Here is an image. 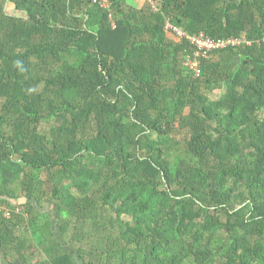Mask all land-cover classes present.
I'll return each mask as SVG.
<instances>
[{
    "label": "trees",
    "instance_id": "1",
    "mask_svg": "<svg viewBox=\"0 0 264 264\" xmlns=\"http://www.w3.org/2000/svg\"><path fill=\"white\" fill-rule=\"evenodd\" d=\"M10 1L25 16L7 14L0 0V33H6L0 106L14 119L12 132L0 120V203L16 195L8 186L24 173L28 204H40L47 181L33 170L52 171L48 184L61 233L76 216L99 218L110 229L100 248H111L116 264H197L195 258L206 264L212 257L220 264H264V240L253 242L259 228L264 235V43L214 51L211 57H223L217 63L201 61L198 86H226L227 93L219 101H193L198 112L183 151L171 139L159 143L148 135L176 121L183 102H168L163 82L174 79L180 55L193 49L187 40L168 43L166 24L214 41L243 33L262 41L264 0H158L155 14L110 0L114 24L110 12L90 0ZM71 51L80 62L63 61L62 53ZM50 59L60 68L42 69ZM41 84L49 89L36 97ZM124 98L133 106L128 120ZM168 108L163 123L151 120L150 112L167 115ZM54 120L60 124L57 134L52 125L55 139L37 132ZM240 183L248 196L235 195ZM245 204L253 219L241 213ZM208 213H220L227 223L216 231L208 221L198 224ZM14 222L0 218L5 228ZM52 224L38 228L42 246L54 240L45 250L50 264H76Z\"/></svg>",
    "mask_w": 264,
    "mask_h": 264
},
{
    "label": "rangeland",
    "instance_id": "2",
    "mask_svg": "<svg viewBox=\"0 0 264 264\" xmlns=\"http://www.w3.org/2000/svg\"><path fill=\"white\" fill-rule=\"evenodd\" d=\"M89 1V0H88ZM130 1V4L127 2L126 5L128 7H133L136 9H143L146 12L150 13H158L154 10L152 3L144 1V0H136ZM156 3L158 0H154ZM5 12L7 14H10L12 16H17L18 14H22L25 16L23 12H20L16 9H14L12 2L10 0H1ZM141 6V7H138ZM84 7V6H83ZM112 11V12H111ZM110 16H112V20H115L113 10L111 9ZM160 11V9H159ZM17 14V15H16ZM19 17V16H17ZM113 23V22H112ZM181 31L185 34H189L188 32L184 31L180 28ZM167 37V42L171 43L172 46H181V43L185 42L183 39H181L179 36L175 35L171 32H165ZM6 33L2 31L0 33V40H4ZM240 41V47H250L253 48L254 45H258L261 47L264 43V39L262 41H256L253 42L248 33H243L239 38ZM87 48V47H86ZM84 48V49H86ZM63 61L69 62L70 64L78 63L81 61V56L76 51H71L69 53H62ZM189 58H193L192 50L191 48H188L185 50L184 54L180 55V59H182V68L178 69L176 73L174 74V79L170 81H165L163 84H165L164 93L167 96V101L171 102L173 100H181L183 102V107H181L180 110H177V118L176 121L173 124H166L163 126L162 132L159 134L158 132L151 131L148 132V135H150V140L154 142L161 143L165 139H171L174 141V143L178 144V148H180L181 151L184 150L186 141L189 139V127L192 125V122H194L196 114L198 112V108H195V105L193 104V101L198 100L199 97H204L210 101H219L223 97H225L227 93V87L224 86L221 90H209L208 87L203 83L200 86L198 84L201 82V74L198 76V72L195 69V65H189L188 60ZM223 57L220 55H216L210 57L208 60H210L212 63H217L222 60ZM207 60V61H208ZM194 60H191L193 62ZM204 61V60H203ZM206 61V60H205ZM45 65H42V69L47 68H60V66H56L59 64H56L50 61H45ZM185 63H187L185 65ZM219 73V72H218ZM222 76V75H221ZM223 77V76H222ZM214 79V78H213ZM180 80H183L185 83V86L180 85ZM156 87L159 83H155ZM198 87V90L195 89ZM179 88V91L176 89ZM49 87H46L45 84H41L36 89V97L43 94ZM185 91V92H184ZM243 88H239L240 94L242 93ZM186 94V95H185ZM243 95V94H241ZM148 101V97L145 98V102ZM62 101H58V105L61 107ZM122 104H120L123 107V113L124 119L128 120L127 116L130 115L131 109L133 106L129 105L126 102V99H122ZM160 105H164L163 102H161ZM169 113L167 115L163 113L154 114L150 112L151 120L156 118H160L158 120L159 123H163L164 120H162L164 117H169L170 115V108L167 109ZM172 113V112H171ZM169 115V116H168ZM260 120L264 121V110L259 114ZM90 121V125L92 129L94 128V123L91 120L92 116L88 117ZM0 120L2 122H5L6 124V131L12 132V122L14 119L11 118V116L7 113V111L4 109V106H0ZM54 124V125H53ZM54 127H53V126ZM60 126V124L54 120V123L47 124L42 123L39 125L36 129L37 132L40 134H47L48 137L53 138L52 132L54 131L53 128H55V133L57 134V128ZM53 127V128H52ZM216 125H211V130L214 132ZM33 127H29L28 129H32ZM55 134V135H56ZM57 137V136H56ZM54 137L53 139H55ZM59 142V141H58ZM56 143V141L52 140V144ZM247 144V143H246ZM246 146V145H245ZM46 148H51V143L45 144ZM245 148V147H244ZM244 151H248L247 148L244 149ZM249 153V152H248ZM166 158V156H164ZM163 158V159H164ZM245 161L251 162V159H247V156L245 154L244 156ZM235 164H242L241 160L236 161L233 160ZM241 162V163H239ZM184 169H186L184 167ZM35 171V175H38L39 177L43 178L45 182L47 181V188L45 187V194L42 195L41 199L42 202L40 204L36 203V201H32L33 203L31 205L28 204L29 199L28 196V184L23 183L22 181L29 180L27 175L25 176L24 173L20 175V182L10 184L8 187L15 188L16 195L13 198H7V201L5 203H0V218H3L4 220H10L15 221L13 225H10L9 227L0 226V237L3 239V243L0 242V264H50V258L47 256L45 250L47 246H50L49 244H53V239L49 238V241L46 243V246L40 244L42 235L41 232H39L38 228H42L47 224V222H52V226L50 227L51 231L57 235L58 240L60 241L61 246L64 248L65 251H73L74 260L76 264H82L81 261L78 260L79 253L82 251L83 256V263L84 264H116V259H110V253L111 248H100L101 245L104 246L107 242H104V240L109 237L110 229L104 227V221L100 220L99 218H86V219H78V216L73 218L70 224L64 233H61V229H59L62 224L58 223L56 218V204L52 199V194L49 190V184L48 180L53 179L52 171L47 173H42L37 170ZM1 176V173H0ZM22 180V181H21ZM163 189V187L159 188ZM235 195H238L240 193H245L247 195L246 190L244 189L242 183H240L237 187V190H235ZM75 196H79L81 194H78V189L74 191ZM202 192V191H201ZM203 193V192H202ZM148 195L151 194V191L147 193ZM205 194H209L208 191H206ZM4 195V194H3ZM214 195V194H212ZM248 196V195H247ZM246 196V197H247ZM204 200V198H202ZM246 199V198H244ZM247 201V200H246ZM242 207V208H241ZM239 208H241V213L243 215H248L249 219H253L256 214H251L250 209L247 207V205H243ZM113 218L114 214L112 215ZM19 219L17 222L16 220ZM204 221H208L211 226L217 225L218 230V224L227 223V219H224L221 217L220 213L214 214V213H208L203 215L201 220H198V224H203ZM131 224L129 219H126L125 224ZM124 224V225H125ZM197 224V225H198ZM255 225H260L255 224ZM35 227V228H34ZM38 229V230H37ZM38 231L35 233V231ZM262 230L259 228L256 230L257 236H254L253 242H257L259 240H264V235H262ZM122 233H125V229H122ZM219 236L223 235L224 233L222 231H218ZM45 236V235H44ZM0 238V240H1ZM102 244H101V243ZM101 244V245H100ZM205 245V244H204ZM76 252V253H75ZM101 256V257H99ZM196 263L200 261V258H195ZM221 261L219 258L212 257L209 259V261L206 264H220Z\"/></svg>",
    "mask_w": 264,
    "mask_h": 264
},
{
    "label": "built area",
    "instance_id": "3",
    "mask_svg": "<svg viewBox=\"0 0 264 264\" xmlns=\"http://www.w3.org/2000/svg\"><path fill=\"white\" fill-rule=\"evenodd\" d=\"M90 1L92 4H96L105 10L109 11L111 9L110 0H90ZM144 1L152 3L154 10L158 11L154 0H144ZM110 18L112 19V16H110ZM166 31L174 33L183 40H187L188 43L191 45V47L193 48L192 49L193 58L188 59L190 60L188 61V64L196 66L195 69L198 72V76L201 74V61L205 59H209L214 51L224 50L227 48H235L240 46V41L237 38L214 41L213 39L207 37L204 34H199V35L185 34L183 33V31L172 26L170 23L166 24ZM191 60L194 61L191 62ZM186 64L187 63H185V65Z\"/></svg>",
    "mask_w": 264,
    "mask_h": 264
},
{
    "label": "crops",
    "instance_id": "4",
    "mask_svg": "<svg viewBox=\"0 0 264 264\" xmlns=\"http://www.w3.org/2000/svg\"><path fill=\"white\" fill-rule=\"evenodd\" d=\"M131 1H135L134 3H136V0H131ZM129 3L130 4V1L129 0H126V3ZM134 7V6H133ZM138 7H141V6H138ZM141 8H143V7H141ZM112 9V8H111ZM111 9L109 10V11H111ZM108 11V10H107Z\"/></svg>",
    "mask_w": 264,
    "mask_h": 264
}]
</instances>
